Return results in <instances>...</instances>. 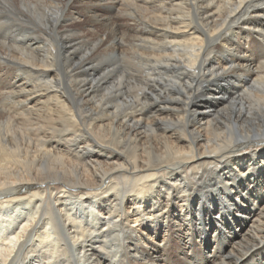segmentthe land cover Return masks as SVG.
<instances>
[{"label":"bare ground","instance_id":"1","mask_svg":"<svg viewBox=\"0 0 264 264\" xmlns=\"http://www.w3.org/2000/svg\"><path fill=\"white\" fill-rule=\"evenodd\" d=\"M0 264H264V0H0Z\"/></svg>","mask_w":264,"mask_h":264},{"label":"rangeland","instance_id":"2","mask_svg":"<svg viewBox=\"0 0 264 264\" xmlns=\"http://www.w3.org/2000/svg\"><path fill=\"white\" fill-rule=\"evenodd\" d=\"M132 224H130V226H131Z\"/></svg>","mask_w":264,"mask_h":264}]
</instances>
